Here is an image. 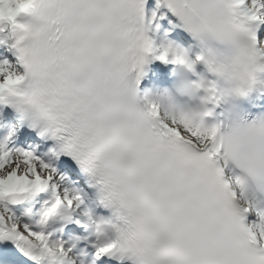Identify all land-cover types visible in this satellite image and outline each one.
<instances>
[{
  "label": "snow or ice",
  "instance_id": "obj_1",
  "mask_svg": "<svg viewBox=\"0 0 264 264\" xmlns=\"http://www.w3.org/2000/svg\"><path fill=\"white\" fill-rule=\"evenodd\" d=\"M125 259L264 264V0H0V264Z\"/></svg>",
  "mask_w": 264,
  "mask_h": 264
}]
</instances>
